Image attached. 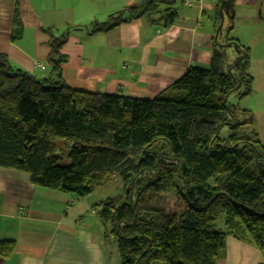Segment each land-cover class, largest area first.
<instances>
[{"label": "trees", "instance_id": "obj_1", "mask_svg": "<svg viewBox=\"0 0 264 264\" xmlns=\"http://www.w3.org/2000/svg\"><path fill=\"white\" fill-rule=\"evenodd\" d=\"M176 0H145L86 30L93 35L150 16L175 23ZM217 2V0H216ZM219 5L217 4V8ZM219 24L218 14L215 17ZM71 30L49 33L48 76L14 68L0 55V169L38 188L82 198L121 179L123 195L93 209L116 245L119 264H217L229 232L264 247V145L253 115L227 98L251 94L249 51L235 41L229 63L215 42L208 69L188 68L167 96L150 99L69 87L61 66ZM23 27L15 8L11 40ZM182 205L169 216L161 197ZM110 238V237H109ZM0 241V256L12 251Z\"/></svg>", "mask_w": 264, "mask_h": 264}, {"label": "crops", "instance_id": "obj_2", "mask_svg": "<svg viewBox=\"0 0 264 264\" xmlns=\"http://www.w3.org/2000/svg\"><path fill=\"white\" fill-rule=\"evenodd\" d=\"M144 1L0 0V55L14 68L44 78L50 53L44 30L58 34L76 27L62 49L67 61L61 73L69 87L150 99L168 94L188 68L208 69L215 42L235 41L249 51L251 94L241 102L251 110L264 145V0H231L233 17L224 18L217 38L221 0H202L193 9L176 0L177 18L167 28L161 19L165 7L159 6L156 14L87 34L94 23H105L109 15ZM16 7L23 31L12 41ZM247 107L241 106L249 112ZM96 193L79 198L50 191L32 186L24 173L0 169V241L13 246L10 254L0 256V264H119L116 245L93 209L101 202L93 197ZM216 226L225 235L217 264H264V247L259 250L248 238L229 232L222 217Z\"/></svg>", "mask_w": 264, "mask_h": 264}, {"label": "rangeland", "instance_id": "obj_3", "mask_svg": "<svg viewBox=\"0 0 264 264\" xmlns=\"http://www.w3.org/2000/svg\"><path fill=\"white\" fill-rule=\"evenodd\" d=\"M175 6L178 7V4H176ZM182 7H184L183 0H182ZM226 52H227L228 61L230 63L235 58V53L233 52L232 48H227ZM164 96H167V95L165 94ZM244 98H247V97H244ZM242 100L243 98L239 100L237 95L232 94L227 98V103L230 105L237 106L238 109H242L241 106L247 107L244 105V103L241 102ZM251 103L253 104V102ZM249 112L251 113V110ZM122 195L123 193H122L121 179L118 176H114L111 182L107 184L106 186H104L102 189L98 190L97 193L93 197L94 198L96 197L99 201H104V200H109V199H119ZM161 202L164 205V208L166 209V214L169 216L177 215V213L181 210L180 208H182V205L178 202L177 197L174 195V193L166 195V196L165 195L162 196ZM220 217H223V216H220ZM212 227L216 229L217 226L213 225Z\"/></svg>", "mask_w": 264, "mask_h": 264}, {"label": "water", "instance_id": "obj_4", "mask_svg": "<svg viewBox=\"0 0 264 264\" xmlns=\"http://www.w3.org/2000/svg\"><path fill=\"white\" fill-rule=\"evenodd\" d=\"M230 14V15H229ZM232 18L233 17V11L231 8V0H221L219 7H218V18H219V25L215 32V37L217 38L219 34L221 33L222 25H223V19L224 18ZM224 47H231L232 49H235L234 46H231L230 44L224 45Z\"/></svg>", "mask_w": 264, "mask_h": 264}, {"label": "built area", "instance_id": "obj_5", "mask_svg": "<svg viewBox=\"0 0 264 264\" xmlns=\"http://www.w3.org/2000/svg\"><path fill=\"white\" fill-rule=\"evenodd\" d=\"M202 0H183V6L187 9H192L199 5Z\"/></svg>", "mask_w": 264, "mask_h": 264}, {"label": "bare ground", "instance_id": "obj_6", "mask_svg": "<svg viewBox=\"0 0 264 264\" xmlns=\"http://www.w3.org/2000/svg\"><path fill=\"white\" fill-rule=\"evenodd\" d=\"M230 15V14H229ZM220 21V20H219ZM223 21H224V19H223ZM219 25V24H218ZM223 47H224V45H222ZM229 48H231V47H229Z\"/></svg>", "mask_w": 264, "mask_h": 264}]
</instances>
